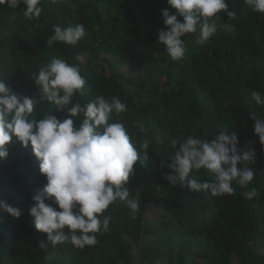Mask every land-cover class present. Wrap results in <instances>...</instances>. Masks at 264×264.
<instances>
[{
  "label": "trees",
  "instance_id": "16d2710c",
  "mask_svg": "<svg viewBox=\"0 0 264 264\" xmlns=\"http://www.w3.org/2000/svg\"><path fill=\"white\" fill-rule=\"evenodd\" d=\"M225 2L236 16L218 13V33L192 48L182 62L171 60L157 42L167 0H41L39 18L31 20L25 19L23 4L0 6V79L18 97L37 101L30 118L66 117L41 100L32 78L42 63L60 58L78 65L86 80L85 94L75 95L73 102L116 96L127 110L118 117L113 113L110 122L122 123L137 146L151 140L150 159L134 165L136 174L127 185L129 199L139 202L134 216L118 199L104 213L112 219L108 232L96 234L97 244L81 249L49 243L41 249L46 234L31 225L28 207L46 178L31 145L23 147L13 138L6 145L8 157L0 160V201L22 209V215L14 218L0 209V264H233L235 256L240 264H264V146L251 118H264V106L251 97L254 90L264 95V13L244 0ZM76 24L86 32L76 45L47 47L53 26ZM197 36L183 37L186 49ZM80 54L82 64L75 59ZM110 61L119 67L134 64L145 77L133 82ZM83 118L73 119L78 125ZM225 129L237 133L238 148L255 150L254 162H248L255 176L247 188L233 182L232 194L212 196L208 190L191 191L187 181L171 186L164 179L169 169L160 164L170 162L173 139L211 140ZM192 177L201 183L214 179L204 169L193 170ZM253 188L258 193L253 199L242 195ZM151 209L160 213L158 223L147 221Z\"/></svg>",
  "mask_w": 264,
  "mask_h": 264
},
{
  "label": "clouds",
  "instance_id": "9594fccd",
  "mask_svg": "<svg viewBox=\"0 0 264 264\" xmlns=\"http://www.w3.org/2000/svg\"><path fill=\"white\" fill-rule=\"evenodd\" d=\"M244 3L253 11L264 13V0H244ZM20 4L25 6L22 11L25 19L39 18L41 0H0V6L12 9ZM167 5L175 11L162 10L164 27L156 37L173 61L185 56L186 34L198 33L197 41L202 43L217 32L218 13L224 11L229 18L236 16L228 11L225 0H167ZM53 27L54 34L46 40L47 47L54 42L76 45L86 36L83 24ZM75 59L84 62L82 54ZM32 78L41 100L54 104L55 110L66 113V117L58 119L48 114L40 120L30 118L37 101L18 97L0 79V160L8 157L6 145L15 138L23 147L31 145L39 161V171L46 183L36 189L28 213L35 230L46 234V240L40 242L41 249H46L49 243L55 246L65 242L81 249L93 246L98 243L97 233L109 231L112 217L104 213L110 205L119 199L126 202L133 216L138 210L139 202L129 199L127 185L136 174L134 165L140 161L143 166L150 159L151 140L145 138L137 146L122 123L110 122L113 113L118 117L127 110V105L116 96L111 100L96 96L83 105L73 102L75 95L85 94L86 80L78 65L53 58L42 63ZM251 97L257 105L264 106V95L259 91H252ZM78 114L84 118L77 125L73 118ZM251 118L254 134L264 146V118L255 114ZM213 137L203 140L189 135L181 143L173 139L174 154L169 156L170 162L160 164L161 168L169 169L162 173L164 179L171 186L187 181L191 191L208 190L212 196L232 194L233 182L247 188L255 176L248 166V162L255 160L254 148H238L237 133H229L227 129ZM201 169L214 179L201 183L195 177L189 178L193 170ZM257 194L255 188L242 193L249 200ZM0 209L14 218L22 215V209L5 201H0Z\"/></svg>",
  "mask_w": 264,
  "mask_h": 264
},
{
  "label": "rangeland",
  "instance_id": "374dc122",
  "mask_svg": "<svg viewBox=\"0 0 264 264\" xmlns=\"http://www.w3.org/2000/svg\"><path fill=\"white\" fill-rule=\"evenodd\" d=\"M218 32H216L214 35H216ZM206 41L204 42H192L190 44V46L186 49V53H185V57H190V55L193 53V50L192 48H194L195 46L197 45H201V44H204ZM124 52L127 54L128 53V49L127 48H124ZM180 62H182V60H180ZM111 65H113L117 71L119 72H124L129 78H131V80L133 82H136V81H139V80H142L145 76L138 70V68L134 65V64H127L125 67H119L117 65H114L113 62H111ZM156 78H158L159 76L156 74L155 75ZM164 81V79H163ZM134 88V86H133ZM134 96H135V99L137 100L138 103H140V99H139V96L137 94V89L134 88ZM147 221L150 223V224H155V223H158L159 221H161V217H160V213L155 210V209H151L150 212L148 213V216H147ZM264 253V252H263ZM233 264H240V259L238 258V256H235V259H234V263Z\"/></svg>",
  "mask_w": 264,
  "mask_h": 264
}]
</instances>
